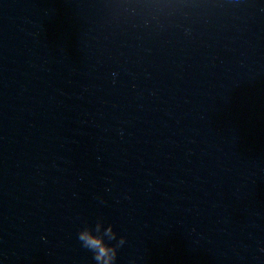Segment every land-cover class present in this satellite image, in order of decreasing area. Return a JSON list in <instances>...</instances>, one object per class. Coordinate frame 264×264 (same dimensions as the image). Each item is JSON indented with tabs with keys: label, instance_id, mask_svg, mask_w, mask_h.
I'll list each match as a JSON object with an SVG mask.
<instances>
[{
	"label": "clouds",
	"instance_id": "9594fccd",
	"mask_svg": "<svg viewBox=\"0 0 264 264\" xmlns=\"http://www.w3.org/2000/svg\"><path fill=\"white\" fill-rule=\"evenodd\" d=\"M95 231H100V224L97 223ZM104 236H107L110 240L116 239V233L113 232L112 226L109 225L105 230L103 236L94 235L93 230L89 227H85L78 233V239L82 242V246L94 253V260L97 264H113V261L117 257V251L115 247H109L104 242ZM125 242L124 237L119 240V245H123Z\"/></svg>",
	"mask_w": 264,
	"mask_h": 264
}]
</instances>
